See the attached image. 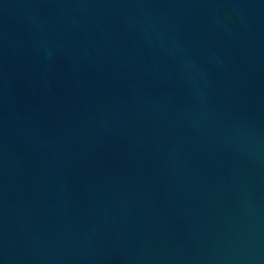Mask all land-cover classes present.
<instances>
[{"label":"water","instance_id":"obj_1","mask_svg":"<svg viewBox=\"0 0 264 264\" xmlns=\"http://www.w3.org/2000/svg\"><path fill=\"white\" fill-rule=\"evenodd\" d=\"M0 264H264V0H0Z\"/></svg>","mask_w":264,"mask_h":264}]
</instances>
